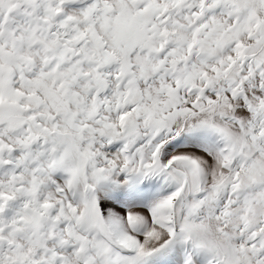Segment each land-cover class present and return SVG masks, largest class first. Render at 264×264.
Returning a JSON list of instances; mask_svg holds the SVG:
<instances>
[{"label":"snow or ice","instance_id":"1","mask_svg":"<svg viewBox=\"0 0 264 264\" xmlns=\"http://www.w3.org/2000/svg\"><path fill=\"white\" fill-rule=\"evenodd\" d=\"M0 264H264V0H0Z\"/></svg>","mask_w":264,"mask_h":264}]
</instances>
